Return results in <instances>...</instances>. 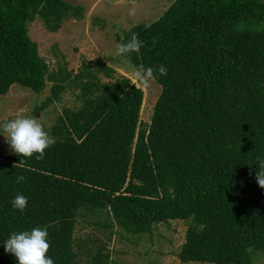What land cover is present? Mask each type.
<instances>
[{
  "label": "trees",
  "instance_id": "16d2710c",
  "mask_svg": "<svg viewBox=\"0 0 264 264\" xmlns=\"http://www.w3.org/2000/svg\"><path fill=\"white\" fill-rule=\"evenodd\" d=\"M82 11L66 0H0V95L13 85L39 94L50 81L35 114L67 89L80 101L46 129L54 143L42 160L11 152L0 163V243L46 227L55 264H111L102 238L75 237L80 218L138 238L184 220L180 264H256L264 254V188L255 178L264 158V0H173L155 21L123 31L121 42L133 33L144 41L127 56L136 69L168 68L154 80L161 93L148 122L143 90L130 79L103 83L99 74L113 79L114 69L101 60L66 71L55 46L50 68L28 35L36 17L56 32ZM16 194L28 198L23 213L10 204ZM0 264H15L2 246Z\"/></svg>",
  "mask_w": 264,
  "mask_h": 264
},
{
  "label": "rangeland",
  "instance_id": "374dc122",
  "mask_svg": "<svg viewBox=\"0 0 264 264\" xmlns=\"http://www.w3.org/2000/svg\"><path fill=\"white\" fill-rule=\"evenodd\" d=\"M66 1L82 7L81 19L72 16L65 18L56 32L47 31L38 17L29 22L28 35L38 44L39 54L50 68H55L57 59L52 50L55 46L59 59L57 65H63L66 71L74 73L80 69L82 62L103 61L114 69V73L113 79L99 74L101 81L109 83L117 77L125 76L140 87L144 93L140 119L144 122L150 121L154 104L161 93V86L154 80L145 86L136 77L135 72L138 69L132 65L128 57L115 54V46L121 43L124 30L137 23L150 24L155 21L173 0ZM46 85L39 94L20 85H13L6 94L0 95V122L27 116L37 119L45 129H48L56 122L57 117L63 114L64 108L77 107L80 104L77 98L79 90L67 89L62 92V99L56 100L45 110L35 114V109L51 94L52 82L46 81ZM11 152L5 138L0 136V163L5 159V155ZM87 217L90 223L91 218ZM116 229L117 226L104 230L100 226L86 224L83 218H80L75 237L80 240L87 239V235L102 238L106 248L111 251L110 257L113 261L111 264H180L178 252L185 240L186 221L173 220L170 223L158 224L152 236L141 235L140 238L124 233L116 235L114 233ZM133 241L137 243L134 244ZM263 259V253L254 256L256 264H262Z\"/></svg>",
  "mask_w": 264,
  "mask_h": 264
},
{
  "label": "clouds",
  "instance_id": "9594fccd",
  "mask_svg": "<svg viewBox=\"0 0 264 264\" xmlns=\"http://www.w3.org/2000/svg\"><path fill=\"white\" fill-rule=\"evenodd\" d=\"M144 47V41L133 33L127 42L117 43L115 54L119 56H130L139 53ZM168 68L164 64L147 67L135 72L136 77L148 86L151 80L166 76ZM0 136L5 138L12 153L21 156L22 159L35 158L42 160L45 150L50 148L54 139L49 134L42 123L37 119L20 116L0 122ZM256 182L264 188V158H257L255 166ZM23 176L16 178L17 183L24 181ZM11 206L19 212H25L28 206V198L24 194H16L10 201ZM49 232L46 227H34L30 230H21L11 233L8 238L0 243L4 251L11 254L15 259V264H55L52 257L48 256L50 241Z\"/></svg>",
  "mask_w": 264,
  "mask_h": 264
}]
</instances>
